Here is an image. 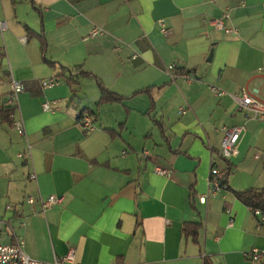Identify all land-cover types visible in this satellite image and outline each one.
<instances>
[{
  "label": "crops",
  "instance_id": "crops-1",
  "mask_svg": "<svg viewBox=\"0 0 264 264\" xmlns=\"http://www.w3.org/2000/svg\"><path fill=\"white\" fill-rule=\"evenodd\" d=\"M225 13L236 35L211 24ZM0 19V106L11 77L26 85L15 110L26 135L0 120L1 244L20 238L42 261L74 248L72 264H252L246 253L264 249V227L234 190L264 187V122L234 96L247 86L264 100V0H0ZM95 26L104 33L90 36ZM29 30L44 31L55 65ZM170 64L195 80L173 77ZM62 67L125 99L99 105L95 78L70 85ZM53 76L60 83L42 87ZM240 125L237 155L219 162L232 165L229 190L209 193L222 128ZM51 195L60 201L44 211L39 198ZM187 222L200 224L197 241Z\"/></svg>",
  "mask_w": 264,
  "mask_h": 264
},
{
  "label": "built area",
  "instance_id": "built-area-1",
  "mask_svg": "<svg viewBox=\"0 0 264 264\" xmlns=\"http://www.w3.org/2000/svg\"><path fill=\"white\" fill-rule=\"evenodd\" d=\"M230 16L229 13H225L223 17L212 19L211 24H213L217 29H221L225 31L227 34H237L238 29L227 27L225 24V20ZM161 31L164 35L168 34L167 27L161 23ZM7 25L6 22L0 19V31H4ZM104 33V29L100 26H95L91 32L90 36L96 37L98 35H102ZM168 71L174 76L176 65L170 64L168 66ZM180 76L184 77L187 81L195 80L196 76L192 73H182ZM61 81L60 76H53L50 78L42 79L41 85L44 88H51L58 85ZM11 92L7 95L6 99L3 101L7 107L13 109V113L11 114V118L13 120V127L17 130L18 134L21 136L26 135L25 124L22 118H15V110L18 106V99L20 93L26 90V85L23 81L17 80L14 77H11ZM210 89L212 93L218 95L220 97L225 96L227 94L226 91L221 89L216 85H211ZM237 101V109L239 111H244L247 115L259 119L264 122V100L260 99L255 93H252L247 86H243L241 89V93L239 95L234 96ZM44 111H54V108L51 106L49 102H44L43 105ZM185 112V111H183ZM80 123L83 129L92 130L94 128V117L90 114H83L80 117ZM223 137L220 143V153L219 156L211 157V169L209 176V193L216 194L219 192H223L229 190V184L227 181V176L225 171L220 167L219 162L221 160H229L238 153L239 142L241 139V135L245 130L244 125L240 126H224ZM26 154L20 153L19 157L23 158ZM148 152L143 151V156H147ZM155 172L160 175H171V170L162 167H155ZM32 178H35V174L31 175ZM198 200L202 203H206L207 196L198 195ZM36 199L32 196L28 197V202L30 204H34ZM42 209L45 211L46 209L53 206L55 203L60 201V199L51 195L48 198H39ZM13 206H9L8 210H12ZM253 214L259 217V227H264V213L259 209H251ZM232 225V222H230ZM75 249L71 248L70 251L62 258H55L53 261H42L37 258H34L26 253L23 240L20 238H16L15 242L10 244H1L0 243V264H72L75 260ZM246 258L252 264H264V249L255 247L246 253Z\"/></svg>",
  "mask_w": 264,
  "mask_h": 264
},
{
  "label": "trees",
  "instance_id": "trees-1",
  "mask_svg": "<svg viewBox=\"0 0 264 264\" xmlns=\"http://www.w3.org/2000/svg\"><path fill=\"white\" fill-rule=\"evenodd\" d=\"M30 36H38L39 39L41 40V49L43 53V60L51 65H55L56 62L50 61L47 58V42L45 39V34L44 31L42 30L40 33H37L35 31L29 30ZM184 72L183 69H176L175 70V75L177 74H182ZM68 73L67 80L70 85H76L80 81L81 78L92 76L95 78L97 81V84L100 88L101 91V96L99 100V105L102 104H109V103H115V102H120L125 99L124 96L119 95L110 89H108L103 82L94 76L93 74L81 70L80 68H75L73 71L70 69H66L65 67H62L61 74L65 76ZM148 89L144 90H139L137 91L134 95L141 93V92H146ZM13 113V109L10 107H7L5 103L3 102L0 106V120L3 123H8L10 125L13 124V120L11 118V114ZM227 176V181L228 177L230 176L232 172V165L228 163L227 168L224 170ZM235 196L241 200L244 204L249 206L251 209H259L264 213V187L263 188H250V189H245V190H234ZM200 227V224L195 223V222H187L184 225L183 230L185 231L187 236H191L195 241H197L198 238V229ZM115 264H127L125 263L121 258H117ZM203 264H214L211 258L204 257Z\"/></svg>",
  "mask_w": 264,
  "mask_h": 264
},
{
  "label": "water",
  "instance_id": "water-1",
  "mask_svg": "<svg viewBox=\"0 0 264 264\" xmlns=\"http://www.w3.org/2000/svg\"><path fill=\"white\" fill-rule=\"evenodd\" d=\"M212 54H213V50L211 51V53H210V55H209V56L211 57V56H212Z\"/></svg>",
  "mask_w": 264,
  "mask_h": 264
}]
</instances>
